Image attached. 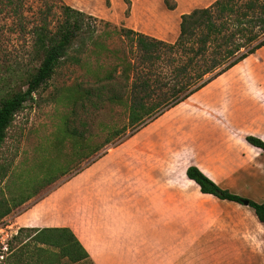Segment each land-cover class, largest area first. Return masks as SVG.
Instances as JSON below:
<instances>
[{"label":"rangeland","instance_id":"1","mask_svg":"<svg viewBox=\"0 0 264 264\" xmlns=\"http://www.w3.org/2000/svg\"><path fill=\"white\" fill-rule=\"evenodd\" d=\"M82 1L85 10L80 11L91 15L84 18L86 33L61 59L42 89L15 113L0 146V203L13 205L24 200L4 216L18 227L4 264L64 263L65 259L55 256V248L36 242L33 233L22 228L29 227L23 226V220L37 202L44 201L47 209L52 205V211L66 221L71 206L74 214L82 212V204L98 208L108 192L130 186L167 187V201L185 203L174 213L179 219H187L188 241L203 243L204 264H212L208 254L213 243L219 244L221 264H264V226L253 209L202 193L185 176L186 168L195 165L221 188L256 202L264 200V152L245 140L247 135H254L264 141V45L222 73L211 75L183 101L130 128L127 109L119 104L94 110L87 103L72 113L65 98L66 86L93 84L96 75L119 61L118 56L130 54L129 40L113 33L101 20L122 26L131 0ZM258 1L264 4V0ZM21 2L19 19L7 6L4 12L0 10V63H12L17 68L28 62L32 29L45 19L53 29L65 4L64 0ZM139 16L133 20L138 21ZM141 20L150 26L145 16ZM20 22L23 31L19 30ZM262 38L264 32L259 40ZM94 41L109 48L95 52ZM77 56L79 64L74 60ZM210 94L211 99L204 98ZM65 116L84 134L87 141L83 145L75 147L63 137ZM101 144L103 147L91 155L84 153ZM71 218L77 223L76 216ZM65 264L92 263L81 260Z\"/></svg>","mask_w":264,"mask_h":264},{"label":"trees","instance_id":"2","mask_svg":"<svg viewBox=\"0 0 264 264\" xmlns=\"http://www.w3.org/2000/svg\"><path fill=\"white\" fill-rule=\"evenodd\" d=\"M164 1L169 9L174 8L173 1ZM21 3V0H0V10H5L7 6L12 16L19 19ZM61 8L62 17L53 29L46 19L32 29L29 59L23 68H17L12 63H0V146L15 113L42 89L61 59L86 33L83 30L84 18H91V15L66 4H62ZM101 21L111 26L113 33L129 40L130 54L123 52L118 56V62L104 69L102 75H96L95 83L66 86L65 98L71 104L72 113L78 105L83 108L87 103L94 110L105 107V104H119L127 109L130 128L183 101L203 87L212 78L211 75L222 73L264 45V38L259 40L260 33L264 32V4L258 0H215L208 6L193 8L181 14L179 33L173 42ZM21 24L19 30L23 31L25 28ZM111 34L105 33L106 36ZM93 44L95 52L98 48H109L106 43L94 41ZM243 47L248 48L241 52ZM74 60L78 64L81 61L78 56ZM65 117L63 137L69 138L75 147L83 145V141H87L83 138L84 134L75 125L69 124L68 117ZM114 134L118 135V131ZM245 140L264 152L262 139L247 135ZM101 147L103 144L91 148L89 154L84 153L91 155ZM185 174L202 193L239 204L247 200L264 226V200L256 202L221 188L195 165L188 166ZM23 202L20 200L13 205L0 203V220ZM22 228L32 232L36 242L55 248L54 254L58 259H65L64 263L58 261L54 264L89 260L87 250L68 227ZM38 249L45 251L40 246Z\"/></svg>","mask_w":264,"mask_h":264},{"label":"crops","instance_id":"3","mask_svg":"<svg viewBox=\"0 0 264 264\" xmlns=\"http://www.w3.org/2000/svg\"><path fill=\"white\" fill-rule=\"evenodd\" d=\"M171 1L175 6L169 9L164 0H131L129 14L124 17L122 26L173 42L179 33L181 14L196 7L208 6L215 0ZM82 2L64 0L69 6L85 10ZM135 16H139L138 21L133 20ZM144 16L150 26L141 22ZM210 96L204 98L211 99ZM84 188L90 192L88 187ZM107 194L105 202L97 209L90 204H82V212L74 214V207L71 206L70 217L66 221L52 211V205L47 209L46 203L41 200L35 204L31 215L33 208L28 209L29 216L23 220V226L35 224L38 228H70L87 250L92 264H204L203 243L197 239L188 241L187 219H179L176 217L178 213H174L182 209L183 203L167 201V187H121ZM110 199L115 202L111 203ZM72 216L77 217V223L73 222ZM195 220L202 222V219ZM30 221L32 223H28ZM211 245L208 257L211 256L212 264H221L219 244Z\"/></svg>","mask_w":264,"mask_h":264},{"label":"built area","instance_id":"4","mask_svg":"<svg viewBox=\"0 0 264 264\" xmlns=\"http://www.w3.org/2000/svg\"><path fill=\"white\" fill-rule=\"evenodd\" d=\"M15 222L10 217L0 220V264H4L6 256L10 252V241L18 233V227H13Z\"/></svg>","mask_w":264,"mask_h":264},{"label":"water","instance_id":"5","mask_svg":"<svg viewBox=\"0 0 264 264\" xmlns=\"http://www.w3.org/2000/svg\"><path fill=\"white\" fill-rule=\"evenodd\" d=\"M242 203L245 204V205H247L248 204V201L247 200H244Z\"/></svg>","mask_w":264,"mask_h":264}]
</instances>
